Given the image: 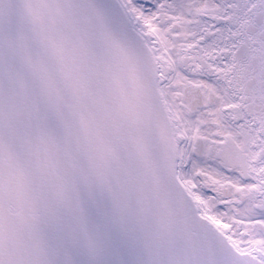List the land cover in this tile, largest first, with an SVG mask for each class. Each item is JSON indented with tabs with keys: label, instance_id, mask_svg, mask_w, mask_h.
Returning a JSON list of instances; mask_svg holds the SVG:
<instances>
[{
	"label": "snow or ice",
	"instance_id": "snow-or-ice-1",
	"mask_svg": "<svg viewBox=\"0 0 264 264\" xmlns=\"http://www.w3.org/2000/svg\"><path fill=\"white\" fill-rule=\"evenodd\" d=\"M0 264H264V0H0Z\"/></svg>",
	"mask_w": 264,
	"mask_h": 264
}]
</instances>
